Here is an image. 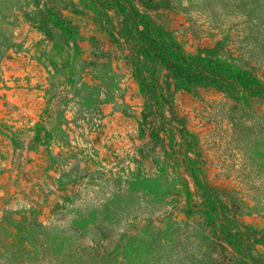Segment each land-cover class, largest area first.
<instances>
[{"label": "rangeland", "instance_id": "rangeland-1", "mask_svg": "<svg viewBox=\"0 0 264 264\" xmlns=\"http://www.w3.org/2000/svg\"><path fill=\"white\" fill-rule=\"evenodd\" d=\"M129 3L264 85V0ZM103 5L0 0V264H264V100L159 70L155 111Z\"/></svg>", "mask_w": 264, "mask_h": 264}, {"label": "trees", "instance_id": "trees-1", "mask_svg": "<svg viewBox=\"0 0 264 264\" xmlns=\"http://www.w3.org/2000/svg\"><path fill=\"white\" fill-rule=\"evenodd\" d=\"M108 8L124 16L121 28L124 40L133 39L129 57L132 76L149 101L160 112L165 102L163 87L158 82L157 73L164 70L172 82L181 88H212L219 92L240 94L244 98L264 100V85L255 77L239 68L222 63L209 55L188 54L174 39H165L157 31L156 24L140 13L129 0H105ZM151 63L155 70L151 79L143 72L141 61ZM194 182L199 184L196 171H192ZM214 208L209 207L208 215Z\"/></svg>", "mask_w": 264, "mask_h": 264}]
</instances>
